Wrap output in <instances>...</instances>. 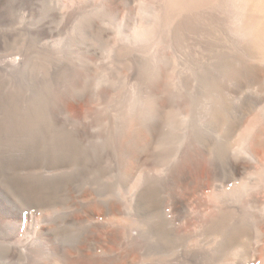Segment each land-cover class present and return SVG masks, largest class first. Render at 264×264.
<instances>
[{
  "label": "rangeland",
  "instance_id": "374dc122",
  "mask_svg": "<svg viewBox=\"0 0 264 264\" xmlns=\"http://www.w3.org/2000/svg\"><path fill=\"white\" fill-rule=\"evenodd\" d=\"M156 2L0 0V264L259 261L238 102L208 110Z\"/></svg>",
  "mask_w": 264,
  "mask_h": 264
},
{
  "label": "bare ground",
  "instance_id": "6f19581e",
  "mask_svg": "<svg viewBox=\"0 0 264 264\" xmlns=\"http://www.w3.org/2000/svg\"><path fill=\"white\" fill-rule=\"evenodd\" d=\"M158 2L151 3L159 7L151 19V30L157 34L161 27L170 32L178 61L187 65L191 59L198 65H191L190 70L201 75L198 92L203 94L208 110L223 120L231 113L232 103L238 102L230 130L240 125L238 135L243 144L230 160L231 176L240 180L250 167L257 179L261 178V189L251 197L253 210L247 216L249 222L246 218L247 229L235 232L234 238L264 237V0ZM240 93L246 97L239 99ZM260 254L254 264H264V247Z\"/></svg>",
  "mask_w": 264,
  "mask_h": 264
}]
</instances>
